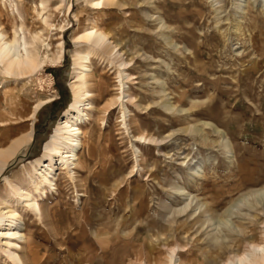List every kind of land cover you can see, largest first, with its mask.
Segmentation results:
<instances>
[{
    "label": "rangeland",
    "instance_id": "obj_1",
    "mask_svg": "<svg viewBox=\"0 0 264 264\" xmlns=\"http://www.w3.org/2000/svg\"><path fill=\"white\" fill-rule=\"evenodd\" d=\"M10 1L0 0L7 31ZM13 1L29 12L41 2ZM87 1L50 2L60 64L0 74V150L36 136L0 177V211L24 217L23 264H169L174 248L181 264H224L264 245V0H108L99 11ZM84 28L109 34L129 77L122 87L108 51L92 57L79 164L73 177L57 171L40 216L13 187L38 197L35 161L76 100V56L91 50L75 40ZM0 264H19L2 244Z\"/></svg>",
    "mask_w": 264,
    "mask_h": 264
},
{
    "label": "bare ground",
    "instance_id": "obj_2",
    "mask_svg": "<svg viewBox=\"0 0 264 264\" xmlns=\"http://www.w3.org/2000/svg\"><path fill=\"white\" fill-rule=\"evenodd\" d=\"M50 2L51 0H41L39 5H34L32 12H29L26 8L21 10L13 0L8 2V5L6 4L7 9L9 7L12 8V14L9 13V16L14 22V25L12 24L13 27L10 29L11 31H7L3 22V12L0 11L1 76L14 77L16 80L22 79L40 73L46 65L51 63L58 65L62 62L66 52L63 39L64 27L55 23V17L60 14V11L59 7H53ZM87 2L90 10L99 11L108 0H88ZM79 17L76 15L78 25L82 23ZM81 32L78 40H75L85 43L91 50H87L84 53L79 52L76 56L74 62L76 65V76L72 81V90L76 100L69 110L65 112V116L60 121L53 139L45 145L43 156L35 161V165L38 167L36 175L39 181L32 180L31 182L38 197H35L24 188L13 187L14 192L21 199V204L27 210L40 216L39 197L46 193L47 186L55 187L57 171H66L72 176L74 169L79 164L78 161L83 150V131L81 126L91 121L89 112L95 109L92 103L94 95L90 90L89 79L94 73L91 63L92 59L96 57V52L101 50L108 51L110 56L116 59L117 64H119V76L122 87L125 86L124 79L129 77L125 73L128 63L126 64L124 61L123 54L119 48L111 43L107 32L97 28H84ZM56 36L59 37V40H57L58 48H56L58 51L53 49V39ZM129 98L131 97L122 90L119 100L124 110V121H126L128 114L125 103L130 100ZM125 99L129 100L124 102ZM39 108H41L40 105L36 110L38 111ZM124 125L129 130L126 122ZM34 137L35 132L32 127L24 141H13L6 148L0 150V177L5 173L8 163L21 152L24 145L32 142ZM262 194L264 193H259V196ZM23 225V215L9 212V210L8 212L0 211V244L3 245L10 259L19 264H23L18 252V250L22 249L20 244L25 239V234L22 232ZM258 244L252 246L250 242V251H245V253L237 256L233 255L234 257L232 259L227 258L228 261L224 264H264V245ZM176 250L174 248L171 251V255L168 257L169 264H181Z\"/></svg>",
    "mask_w": 264,
    "mask_h": 264
},
{
    "label": "trees",
    "instance_id": "obj_3",
    "mask_svg": "<svg viewBox=\"0 0 264 264\" xmlns=\"http://www.w3.org/2000/svg\"><path fill=\"white\" fill-rule=\"evenodd\" d=\"M52 71H53L54 73L56 72L55 69H53ZM60 103H61V102L58 101V102H56V105H58V104H60ZM66 108H67V105L63 104V105L60 106L59 110H60V111H64V110H66ZM35 137H36V136H35Z\"/></svg>",
    "mask_w": 264,
    "mask_h": 264
}]
</instances>
